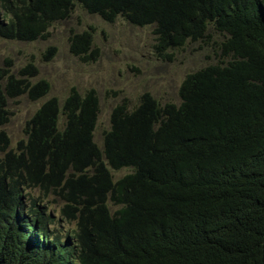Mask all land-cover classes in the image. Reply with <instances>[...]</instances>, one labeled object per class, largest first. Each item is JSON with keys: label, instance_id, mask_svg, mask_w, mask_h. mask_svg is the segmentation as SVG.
<instances>
[{"label": "trees", "instance_id": "obj_1", "mask_svg": "<svg viewBox=\"0 0 264 264\" xmlns=\"http://www.w3.org/2000/svg\"><path fill=\"white\" fill-rule=\"evenodd\" d=\"M74 4L152 27L158 52L217 34L228 60L187 74L178 105L115 106L102 148L94 90L45 101L13 148L0 131V264H264V0H0V39H44ZM48 92L0 68V125ZM50 197L72 230L51 228Z\"/></svg>", "mask_w": 264, "mask_h": 264}, {"label": "rangeland", "instance_id": "obj_2", "mask_svg": "<svg viewBox=\"0 0 264 264\" xmlns=\"http://www.w3.org/2000/svg\"><path fill=\"white\" fill-rule=\"evenodd\" d=\"M152 29L132 26L120 17L106 22L74 4L68 18L53 23L44 39L31 42L0 39V68L29 84L40 80L49 84L46 96L36 101L29 100L26 95L8 101V119L0 125V131L4 132L10 147L25 138V122L45 101L56 98L61 105L75 89L81 95L94 90L98 97L93 141L102 148L115 106L124 103L130 111L137 107L144 94L161 106L178 105V90L187 74L228 60L216 50L215 43L220 39L217 34L158 52ZM76 34H87L91 41L86 52L79 55L71 51L70 45V38ZM27 68L30 73L21 76L20 71ZM109 171L114 181L131 172L129 168ZM52 199L45 201L55 215L51 228L64 232L72 230L74 223L59 220L57 213L62 204ZM108 206L111 212L115 210L111 203Z\"/></svg>", "mask_w": 264, "mask_h": 264}, {"label": "clouds", "instance_id": "obj_3", "mask_svg": "<svg viewBox=\"0 0 264 264\" xmlns=\"http://www.w3.org/2000/svg\"><path fill=\"white\" fill-rule=\"evenodd\" d=\"M219 63H223V65H225L224 62L221 61V60H220L219 62H217L216 64H212V65H217V64H219Z\"/></svg>", "mask_w": 264, "mask_h": 264}]
</instances>
